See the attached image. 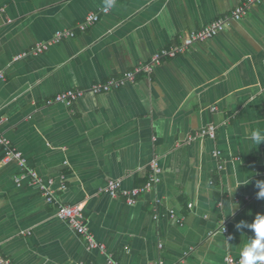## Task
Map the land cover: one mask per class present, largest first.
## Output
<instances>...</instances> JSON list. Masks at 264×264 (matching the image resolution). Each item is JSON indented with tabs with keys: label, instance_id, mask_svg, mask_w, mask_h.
Wrapping results in <instances>:
<instances>
[{
	"label": "crops",
	"instance_id": "0c3cea01",
	"mask_svg": "<svg viewBox=\"0 0 264 264\" xmlns=\"http://www.w3.org/2000/svg\"><path fill=\"white\" fill-rule=\"evenodd\" d=\"M241 1L0 0V131L27 160L24 167L4 162L0 146V256L11 264L105 263L29 177L16 184L31 168L53 178L59 202L80 206L94 238L119 264H223L227 254L239 257L252 233L235 225L264 214V199L257 198L264 142L249 139V132L264 134V1L132 84L87 92L70 107L45 101L122 75ZM107 5L99 21L78 28L88 12ZM59 29L74 35L14 59ZM208 124L216 126L214 139L186 143ZM153 156L161 180L134 204L102 191L108 179L125 188L145 185ZM62 182L66 188L57 189ZM232 204L234 214L224 217Z\"/></svg>",
	"mask_w": 264,
	"mask_h": 264
},
{
	"label": "built area",
	"instance_id": "2783aa9c",
	"mask_svg": "<svg viewBox=\"0 0 264 264\" xmlns=\"http://www.w3.org/2000/svg\"><path fill=\"white\" fill-rule=\"evenodd\" d=\"M117 0H110V3H115ZM264 0H242L229 14L216 18L204 25L200 29L191 30L188 34L183 36L181 43L176 47L161 48L144 62H138L131 69L126 70L120 76H111L104 81H97L91 84L87 88H71L63 90L55 94L52 98L45 101L46 105L63 104L66 107H70L73 102L84 96L87 92L93 94H100L111 90L120 89L126 85L132 84L136 81L138 75L149 76L154 67L166 58H172L178 54L186 52L194 44L203 42L217 36L223 32L232 21H238L246 15L248 10L255 4H260ZM109 5L101 7L97 11H90L86 14L85 18L77 25L80 30H85L88 27L99 21L100 17L109 12ZM74 35L72 30L62 29L55 31L54 35L45 41L37 42L32 48L20 52L14 59L18 60L27 55H39L47 51L50 46L56 44L64 39L70 38ZM0 72V78L2 77ZM216 137V126L214 124H208L202 126L194 133L190 134L186 140V143H190L200 138ZM0 146L3 147V161L16 159L20 166L24 167L27 163L26 158L22 155V152L10 147V142L6 136L0 131ZM216 155H220L219 151L215 152ZM159 158L153 156L149 162L148 180L145 185L141 187L125 188L122 186L120 179H108L102 191L111 198L122 197L126 204L132 205L136 202V199L141 194L150 191L156 186L161 178V167L159 165ZM221 168V165L219 166ZM22 177H29L32 184H35L36 188L40 191L47 203L53 204L56 210V216L67 222V224L79 235L83 237L87 244V249L90 251L97 250L100 254L106 256L104 264H119L115 261L111 254L107 253V249L104 243L98 242L93 233L90 231L82 210L77 204L61 203L56 198V188L54 186L53 178H42L35 169L29 168L24 175L17 176L16 184L21 185ZM66 185L62 182L57 189H65ZM160 199H155L154 202V218L160 216ZM191 206V204H189ZM174 217V214L171 215ZM224 232H227L226 228H223ZM162 244H159L161 247ZM1 264H9V261L0 256ZM80 264V263H78ZM148 264H164L162 259L150 261ZM223 264H240V256L235 257L232 254H227L223 259Z\"/></svg>",
	"mask_w": 264,
	"mask_h": 264
},
{
	"label": "clouds",
	"instance_id": "9594fccd",
	"mask_svg": "<svg viewBox=\"0 0 264 264\" xmlns=\"http://www.w3.org/2000/svg\"><path fill=\"white\" fill-rule=\"evenodd\" d=\"M246 131H248L246 129ZM249 139L256 146L264 142V134L259 130L249 132ZM260 191L257 198L264 199V182H258ZM234 204L231 211L225 212L224 217L234 214ZM237 230L249 229L252 233L248 236L247 242L241 245L239 250L240 264H264V214H257L252 221H240L235 225Z\"/></svg>",
	"mask_w": 264,
	"mask_h": 264
},
{
	"label": "trees",
	"instance_id": "16d2710c",
	"mask_svg": "<svg viewBox=\"0 0 264 264\" xmlns=\"http://www.w3.org/2000/svg\"><path fill=\"white\" fill-rule=\"evenodd\" d=\"M9 264H11V262L9 261Z\"/></svg>",
	"mask_w": 264,
	"mask_h": 264
}]
</instances>
